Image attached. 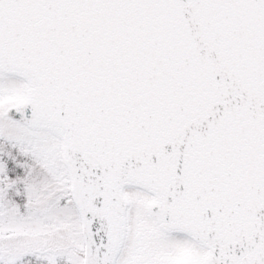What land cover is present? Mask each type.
I'll return each mask as SVG.
<instances>
[{
    "label": "snow or ice",
    "instance_id": "6c2138e0",
    "mask_svg": "<svg viewBox=\"0 0 264 264\" xmlns=\"http://www.w3.org/2000/svg\"><path fill=\"white\" fill-rule=\"evenodd\" d=\"M0 264H264V0H0Z\"/></svg>",
    "mask_w": 264,
    "mask_h": 264
}]
</instances>
